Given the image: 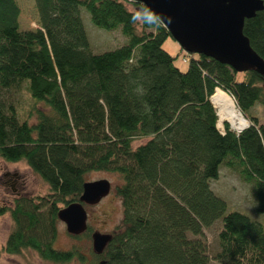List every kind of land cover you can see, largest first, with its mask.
<instances>
[{
    "label": "trees",
    "instance_id": "trees-1",
    "mask_svg": "<svg viewBox=\"0 0 264 264\" xmlns=\"http://www.w3.org/2000/svg\"><path fill=\"white\" fill-rule=\"evenodd\" d=\"M35 2L39 26L22 29L18 1L0 0V157L25 161L49 192L0 205L14 222L0 254L29 248L55 263L264 264V223L247 213L231 212L214 256L204 232L228 209L211 184L221 167L252 185L254 209L264 214V124L251 110L264 105V76L203 54L189 53L181 69L163 46L168 27L138 1ZM82 7L128 42L94 53ZM244 33L264 58V10L246 19ZM218 87L248 119L242 131L226 121L224 132L217 127ZM92 171L120 175L122 224L100 253L58 248L59 211L80 200ZM92 235L89 227L71 234Z\"/></svg>",
    "mask_w": 264,
    "mask_h": 264
},
{
    "label": "rangeland",
    "instance_id": "rangeland-1",
    "mask_svg": "<svg viewBox=\"0 0 264 264\" xmlns=\"http://www.w3.org/2000/svg\"><path fill=\"white\" fill-rule=\"evenodd\" d=\"M21 9L20 24L22 29H36L39 26V15L35 0H17ZM131 10H135L134 5H128ZM82 19L88 34L91 49L94 53H102L107 50L115 49L128 42V37L124 35L120 28L107 30L96 26L90 13L81 8ZM141 30V27H139ZM164 48L174 56H177L176 64L183 70L187 69L189 61H184L187 53L173 37L164 42ZM23 102L28 101L29 97L18 92L16 94ZM27 104V103H26ZM252 113L259 117L260 123L264 124V105L257 103L251 108ZM230 124V123H229ZM224 132V126L221 130ZM145 139L137 141L141 143ZM108 179L112 189L110 193L95 205H86L88 212V227L91 233L100 232L112 234L122 224L123 207L122 200L117 195L115 187L122 180L118 173L108 171H92L87 175L88 180ZM212 188L216 193L223 197L228 203L225 216L215 221L211 226L204 229L208 250L211 256L219 250L220 242L230 230L229 216L232 211L238 210L247 213L255 220L264 223V214L254 209L253 188L249 183L244 182L238 173L227 167L220 168V177L213 179ZM49 192L48 184L32 170L25 161L10 162L0 157V205L6 204L14 206V201L25 196L26 198H37ZM14 228V222L10 213L0 216V245H4L9 233ZM58 237L56 246L68 249L73 245H80L88 249L93 246V238L87 236L75 238L67 230L66 224L59 220L57 223ZM0 264H87L77 260L70 263H55L42 259L39 254L32 249H24L20 254H0ZM212 264H220L212 259Z\"/></svg>",
    "mask_w": 264,
    "mask_h": 264
},
{
    "label": "water",
    "instance_id": "water-1",
    "mask_svg": "<svg viewBox=\"0 0 264 264\" xmlns=\"http://www.w3.org/2000/svg\"><path fill=\"white\" fill-rule=\"evenodd\" d=\"M133 1L145 4L161 19L171 37L187 53L203 54L230 65L238 72L255 70L264 76V58L244 33L246 19L264 10V0ZM248 126L249 122L244 128ZM111 189V182L105 178L84 183L80 200L63 207L58 214L70 234L79 235L87 230L86 205L99 203ZM92 238L94 250L100 253L110 241L111 234L94 232Z\"/></svg>",
    "mask_w": 264,
    "mask_h": 264
},
{
    "label": "bare ground",
    "instance_id": "bare-ground-1",
    "mask_svg": "<svg viewBox=\"0 0 264 264\" xmlns=\"http://www.w3.org/2000/svg\"><path fill=\"white\" fill-rule=\"evenodd\" d=\"M212 102L217 110V127L222 130L224 122L228 121L232 130L239 131L249 122L238 108L234 98L221 88H217L212 96Z\"/></svg>",
    "mask_w": 264,
    "mask_h": 264
},
{
    "label": "built area",
    "instance_id": "built-area-1",
    "mask_svg": "<svg viewBox=\"0 0 264 264\" xmlns=\"http://www.w3.org/2000/svg\"><path fill=\"white\" fill-rule=\"evenodd\" d=\"M187 60H188V58H187V57H185V58H184V61H187Z\"/></svg>",
    "mask_w": 264,
    "mask_h": 264
}]
</instances>
